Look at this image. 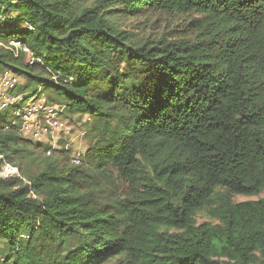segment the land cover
I'll return each instance as SVG.
<instances>
[{"label":"trees","instance_id":"1","mask_svg":"<svg viewBox=\"0 0 264 264\" xmlns=\"http://www.w3.org/2000/svg\"><path fill=\"white\" fill-rule=\"evenodd\" d=\"M177 16L182 35L123 24ZM4 70L94 118L96 143L0 178V264H264V199L234 202L264 193V0H0ZM7 120L13 163L32 141Z\"/></svg>","mask_w":264,"mask_h":264},{"label":"rangeland","instance_id":"2","mask_svg":"<svg viewBox=\"0 0 264 264\" xmlns=\"http://www.w3.org/2000/svg\"><path fill=\"white\" fill-rule=\"evenodd\" d=\"M153 21V20H152ZM151 22H145L144 20L140 21H130L124 22V26L131 28L142 29L147 35L152 37H159L163 35H169L170 33L174 35H182L184 28V17H162L158 22L154 23L153 26ZM154 22V21H153ZM139 24V25H138ZM135 28V29H136ZM137 31V30H135ZM12 42V41H10ZM10 46V45H8ZM10 47H8L9 49ZM17 53H20L25 58V63H28L30 58L29 53L19 49ZM27 80L23 82L22 85H25ZM31 88L27 91H24L23 86L19 84L16 88L18 93H26L24 101L21 106L27 105L34 96L36 99L31 104H42V107H56L57 111L55 112L57 116L53 119L54 128L49 126L45 120L44 112L40 117L39 122L35 126H41L43 132L40 133V140H36L33 136L26 135L24 138L23 133L20 132L19 128L23 126V121L19 120L15 122L16 128L23 139H27L30 142V145L26 146V151L21 155L20 158L15 160L13 163H8L2 156V165L0 169V178L2 179H11V178H21L26 183H29L33 177L37 176L41 171L44 170L43 163L47 157H50L51 162H58L59 164L72 165L79 167L86 164L88 161L87 155L89 154L90 149L96 143L95 136L92 133V127L95 122V119L86 115L81 116L75 113H71L64 101L59 103H54L57 99V96L50 92L44 91L41 86ZM38 89V90H37ZM16 108H11L8 112L5 113L8 118V122L13 121L14 113ZM34 127V124L32 125ZM34 131L32 133H34ZM32 135V134H31ZM28 137V138H27ZM88 167V166H86ZM105 188L108 192H115L118 196H123L129 193L127 185L120 179L119 175L115 171H111L108 175V183L105 185ZM264 199V193L259 194L258 196L246 197V196H235L234 202H244V201H257ZM210 222V218L204 214L198 216V223ZM1 259V257H0ZM121 259H115L112 261L113 264H125Z\"/></svg>","mask_w":264,"mask_h":264},{"label":"built area","instance_id":"3","mask_svg":"<svg viewBox=\"0 0 264 264\" xmlns=\"http://www.w3.org/2000/svg\"><path fill=\"white\" fill-rule=\"evenodd\" d=\"M11 45L19 47L22 51L29 53L27 48H22L21 44L12 41L10 42ZM30 55V53H29ZM35 60L31 57L28 59L29 64H34ZM22 80L19 75L14 73L11 70H4L0 72V114H5L11 108H16L14 113V119L10 122V127L15 126V122L21 120L23 121V126L21 129L19 128L20 132L23 133L24 138L26 135L30 134L29 136H33L36 140H40L39 137L41 136L40 133L43 132V128L41 126H35L40 120V116L46 112L45 120L51 128H54L53 119L57 116L55 113L57 111L56 107H42V104H31L35 99L36 96L28 102L27 105L21 106L22 102L24 101V95L26 93H18L16 88L19 84H21ZM40 87H38L39 89ZM37 89V90H38ZM34 124V127L32 126ZM18 130V128H16ZM34 131V133H32ZM32 134V135H31ZM28 138V137H27Z\"/></svg>","mask_w":264,"mask_h":264},{"label":"crops","instance_id":"4","mask_svg":"<svg viewBox=\"0 0 264 264\" xmlns=\"http://www.w3.org/2000/svg\"><path fill=\"white\" fill-rule=\"evenodd\" d=\"M0 72H2V71H0ZM20 78H21V80H22V82H21V86H23L22 84H23V82L25 81V78H23V77H21V76H20Z\"/></svg>","mask_w":264,"mask_h":264}]
</instances>
